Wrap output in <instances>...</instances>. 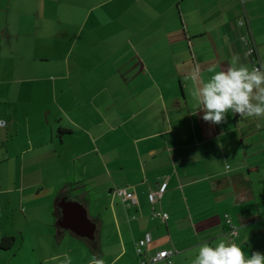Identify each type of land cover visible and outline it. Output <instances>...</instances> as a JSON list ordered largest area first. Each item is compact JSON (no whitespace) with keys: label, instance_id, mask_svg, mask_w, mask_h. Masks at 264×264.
Returning <instances> with one entry per match:
<instances>
[{"label":"crops","instance_id":"crops-1","mask_svg":"<svg viewBox=\"0 0 264 264\" xmlns=\"http://www.w3.org/2000/svg\"><path fill=\"white\" fill-rule=\"evenodd\" d=\"M235 55L264 65V0H0V192L47 200L24 218L38 220L31 264H137L145 233L172 264L218 238L264 254V117L205 122L186 79ZM62 200L85 209L93 240L58 226Z\"/></svg>","mask_w":264,"mask_h":264},{"label":"clouds","instance_id":"clouds-1","mask_svg":"<svg viewBox=\"0 0 264 264\" xmlns=\"http://www.w3.org/2000/svg\"><path fill=\"white\" fill-rule=\"evenodd\" d=\"M200 71L196 68L186 79L192 85L189 94L195 101L194 114L202 112L203 121L219 125L229 113L241 119L264 117V65L250 69L235 55L225 70L209 67L207 79L201 77ZM63 264H71L67 254ZM89 264L105 261L92 256ZM191 264H264V254L253 252L246 257L237 243L218 238L214 244L205 241L198 245Z\"/></svg>","mask_w":264,"mask_h":264},{"label":"rangeland","instance_id":"rangeland-1","mask_svg":"<svg viewBox=\"0 0 264 264\" xmlns=\"http://www.w3.org/2000/svg\"><path fill=\"white\" fill-rule=\"evenodd\" d=\"M25 185L29 182H24ZM47 200L34 197L22 198L19 193L0 192V232L8 233L16 238V243L9 250H0V264H31L32 248L30 239L38 220L25 221L32 208H38L40 213L45 210ZM39 213V214H40ZM42 218L39 215L37 219ZM24 240V244H20ZM22 246V247H21Z\"/></svg>","mask_w":264,"mask_h":264},{"label":"built area","instance_id":"built-area-1","mask_svg":"<svg viewBox=\"0 0 264 264\" xmlns=\"http://www.w3.org/2000/svg\"><path fill=\"white\" fill-rule=\"evenodd\" d=\"M240 26L244 25V22L241 21L238 23ZM242 42L248 45L247 55L249 57H255V50L251 43V40L248 36L242 37ZM253 67H260L258 63H253ZM252 67V68H253ZM6 125L5 121H0V126L4 127ZM167 189V183H161L155 192H151L148 194V201L150 205L155 204V202L161 198V196L165 193ZM115 194L119 197L128 207L137 206V200L134 195L127 192L126 190L117 189L115 190ZM152 217L155 219H159L162 222H165L168 219V215L164 212L156 211L153 209ZM133 218V217H132ZM224 225L227 233L232 238L236 236L235 228L228 216H224ZM152 238L149 233H145L142 238H140L135 243V253L137 256V264H172V256L175 253L171 250H160L153 255H149L146 252V247L151 243Z\"/></svg>","mask_w":264,"mask_h":264},{"label":"water","instance_id":"water-1","mask_svg":"<svg viewBox=\"0 0 264 264\" xmlns=\"http://www.w3.org/2000/svg\"><path fill=\"white\" fill-rule=\"evenodd\" d=\"M61 209V220L58 226L62 229H69L75 235L94 239L95 225L88 219L85 209L76 202H66L62 200L59 203Z\"/></svg>","mask_w":264,"mask_h":264},{"label":"trees","instance_id":"trees-1","mask_svg":"<svg viewBox=\"0 0 264 264\" xmlns=\"http://www.w3.org/2000/svg\"><path fill=\"white\" fill-rule=\"evenodd\" d=\"M235 117H240L238 114L235 115ZM62 195H60L59 197H61ZM14 241V238L13 237H6V238H3L1 240V244H0V250H9L10 247L12 246V243Z\"/></svg>","mask_w":264,"mask_h":264}]
</instances>
